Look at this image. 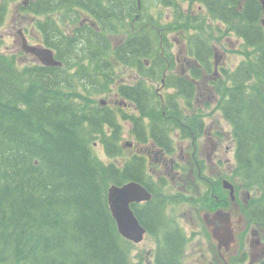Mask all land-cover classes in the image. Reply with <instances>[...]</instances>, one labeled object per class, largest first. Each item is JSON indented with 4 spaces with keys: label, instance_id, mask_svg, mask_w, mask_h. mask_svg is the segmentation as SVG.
Wrapping results in <instances>:
<instances>
[{
    "label": "trees",
    "instance_id": "trees-1",
    "mask_svg": "<svg viewBox=\"0 0 264 264\" xmlns=\"http://www.w3.org/2000/svg\"><path fill=\"white\" fill-rule=\"evenodd\" d=\"M236 1L222 0L218 5H224L222 18L245 38L248 50L234 71L225 70L216 92L218 106L238 142L239 181L259 193L254 217L264 221L263 6L258 0H248L240 10L227 9ZM4 14L5 7L0 10V26ZM121 25L130 29L127 21ZM197 27L212 34L202 22ZM96 42L93 39L91 44L97 49ZM142 46L144 42L132 41L126 49ZM83 50L85 56L86 51L92 55L89 49ZM64 59L66 65H73L71 57ZM87 64L98 65L90 60ZM202 65L207 66L206 62ZM55 68L22 64L17 56L0 53V264H136L130 257L133 244L120 235L110 210L108 187L136 180L157 195L161 188L145 172L144 157L134 154L123 163L119 125L94 103V91L88 87L99 78V86L106 88L108 80L96 70L74 74ZM188 92L184 97H193L195 88ZM177 97L184 98L168 95L164 108L160 102L151 110L140 106L143 112L157 114L152 119L160 122L163 111L180 113V102L172 101ZM104 123L114 127L111 136L102 130ZM98 137L108 162L94 150ZM162 139L171 145L169 137ZM166 206L167 201L154 198L136 205L135 211L151 229L158 224L155 210L162 219ZM169 233L165 236L168 245L183 241L182 237L173 239L181 235L179 230Z\"/></svg>",
    "mask_w": 264,
    "mask_h": 264
},
{
    "label": "flooded vegetation",
    "instance_id": "flooded-vegetation-1",
    "mask_svg": "<svg viewBox=\"0 0 264 264\" xmlns=\"http://www.w3.org/2000/svg\"><path fill=\"white\" fill-rule=\"evenodd\" d=\"M246 1L248 0H237L234 5L226 7L237 11L243 8ZM258 1L264 5V0ZM221 2L222 0H0V10L7 5L1 28L8 24V32L13 36L11 30L16 29L14 43L6 45L5 50L23 60L25 64L56 67L55 69L65 68V73L74 74L98 71L99 77L108 80V86L106 88L99 86L100 80L97 78L94 84L91 85L90 82L88 87L109 89L105 93L109 95L107 100L96 98L98 106L103 107L104 113L114 115L113 120L123 124V130L125 126H129L130 133L136 135L139 141L135 140L131 145L138 147V154L141 152L148 155L156 154V162L164 164V173L171 176L176 171L180 172L178 182L183 183L185 189H188L192 187L191 182L188 181L189 168L181 162L177 152L175 153L174 149L178 145L173 142L171 135L181 137L183 148L189 136L192 139L194 154L199 150V139L203 138L206 143L200 148V152H204V155L208 153L207 162L209 160L220 166L224 161L220 156L225 140L231 142L227 151L236 154L238 150V142L234 138L231 122L224 117L220 107V109L217 107L220 112L218 116L216 115L217 119H208V116H205L196 118L199 119L198 121H190L189 116H181V112L166 114L163 111L159 117L160 122H155L152 116L157 117V114L146 113L147 110L143 112L140 105L147 106L151 110L157 92L161 94L159 98L162 100V106L166 105V96L182 94L184 97L186 92L190 94L188 90L191 88H195L194 97L206 95L213 90L216 92L217 84L224 80L223 73L226 70L223 66L219 69L218 41L222 40L223 33L216 25L226 24L222 18L224 5H218ZM195 5L198 8H195ZM176 15L184 17V20L177 19ZM128 20L131 25L130 32L133 34L129 41L126 37L127 30H123L121 25ZM201 22H204L212 34L197 27ZM262 22L264 24V19ZM149 26L153 27L152 31H155L156 35L151 33ZM24 39L42 50L52 49L55 57L61 60L62 64H42L36 54L25 50ZM93 39L97 40L96 44L99 45L97 49L91 44ZM203 39L204 44H202ZM132 41L144 42V46L134 51L127 50L126 46ZM83 49H89L92 55L86 51L85 56ZM24 53L31 57L25 56ZM141 55L146 56L139 57ZM65 56L72 58L73 65H66ZM88 60L98 65L89 67ZM203 62H206V67L202 65ZM116 63L118 65H115ZM238 65L239 63L237 67ZM143 68L150 70L144 71ZM128 70L133 72L129 77L124 74ZM217 71L218 75L212 79V73ZM143 72L147 75H142ZM111 82L113 84L109 88ZM84 88L79 87L78 90L81 92ZM163 88L169 89L166 95L160 92ZM193 98L177 97L172 98V101L180 102L178 107L180 110L183 103H189L191 100L205 103L210 99V97ZM76 100L81 101V98L76 97ZM214 101L218 99L214 97ZM136 104L143 113L141 117L124 111V108L138 110ZM172 121L179 127L175 129L173 127L170 131ZM165 136L169 137L172 147L169 148L164 143L162 137ZM197 165L199 167V162L196 160ZM147 173L150 175L153 172ZM197 177L206 184L204 194L206 193L209 201L207 205L200 203L201 217H195L193 211H190L192 221L198 224L199 240L202 245L200 251L194 252L191 249L192 232L188 235L178 224L179 219L175 222L174 217L170 219L168 216L169 209L172 214L173 205L182 200L188 201L186 207H198L192 204L193 202L198 205L195 197L191 195L189 199L185 195H180L178 196L180 198H177L176 195H167V193L157 195L152 191L154 194L152 199L167 201V215L161 219L162 225L156 222L151 229L137 215L147 232L142 241H129L133 247H138L149 236L152 242L144 254L136 255L141 258L142 264H163V261L168 264L164 258L168 247L173 251L174 264H264V221L251 214L249 205L241 207L239 204L245 193L238 189L239 185L242 186L241 183L237 184L238 171L236 177L222 180L223 188L219 187L221 172L217 175L206 174L199 167ZM225 179L233 185L234 194H231V188L225 186ZM160 188L161 191H166L164 185ZM219 189L222 193L217 192ZM225 189H228L229 193ZM224 192L226 194H223ZM152 199L134 203L133 208L135 209L136 205H146ZM194 210L197 212L198 208ZM214 224L217 225V232L213 230ZM175 230H179L181 235H175L173 239L182 237L183 241L175 240L168 245L165 241L166 233ZM196 233L197 231L194 230L193 235ZM169 234L172 236L173 233ZM207 244L209 247H206Z\"/></svg>",
    "mask_w": 264,
    "mask_h": 264
},
{
    "label": "rangeland",
    "instance_id": "rangeland-1",
    "mask_svg": "<svg viewBox=\"0 0 264 264\" xmlns=\"http://www.w3.org/2000/svg\"><path fill=\"white\" fill-rule=\"evenodd\" d=\"M115 8H120L118 6H115ZM195 8H198L197 5H195ZM166 12H168V10L166 9ZM163 18V16H162ZM264 18V15H263ZM164 21V20H162ZM14 22V20L11 22V26L12 23ZM7 23V21H6ZM10 26V28H11ZM11 30V29H10ZM14 34L11 35L8 32V24L5 25L3 28L0 29V51H6V45H12L14 43V39H16V35H17V31L15 30H11ZM243 42V39L236 36V35H232L230 38H228V34L224 32V36L222 37V40L218 41V45H219V49H220V57H219V61H220V65H219V69L221 66L224 67V69H234L237 67V64L241 62L242 58H243V54L236 52V51H231L232 49L237 50V48L241 47V44ZM156 46H158L157 44H155ZM25 56L31 57L30 55L24 53ZM29 60V59H28ZM22 62H24L23 60H21ZM184 67V65H183ZM219 71V70H218ZM218 71L216 73H212L213 78L215 79V77L218 75ZM133 72L131 70H128L127 72H124L125 75H127L128 77L130 76V74H132ZM224 76V73H223ZM137 79V77H136ZM112 82L109 85L112 87ZM154 87H156L154 85ZM79 88V87H78ZM109 89H103V88H98V92L96 95V98L98 100H107L109 98L108 94H105L108 92ZM169 91V89L163 88L160 90L161 93H163L164 95L167 94V92ZM161 96V94L159 92L156 93V97L157 99ZM199 98L203 99V98H208L210 97L209 100H207L205 103H201V102H197V101H190L189 103H183L181 105L180 111H181V116H189V120L191 121H198L199 119H196L198 117H205L208 116V119H217V116L220 114V112L217 110V107L219 108V97H218V93L215 92V90H213V92H209L206 95H200L198 96ZM198 97H194V98H198ZM214 97L218 99V101H214ZM193 98V99H194ZM220 109V108H219ZM125 112L128 113H135L138 114L139 112L132 109V108H124ZM221 111V110H220ZM139 115V114H138ZM217 115V116H216ZM141 117V115H139ZM121 120L123 121V119L121 118ZM189 123V122H188ZM225 126L227 127V124L225 123ZM174 127V128H173ZM175 127H179L174 121H172L170 123V128L169 130L171 131V129H175ZM119 138L121 139L120 143L123 145V142H133L136 140L137 142V136L133 135L130 133L129 131V126H125V130H123L122 127L119 128ZM113 132L112 130L108 131V134H111ZM172 134V132L170 133ZM171 137L173 138V142H175V144L177 143L178 147L175 148V153L177 152V155L179 156V158L181 159V162L187 165V168H189L187 174L190 175L188 178V181L191 182L192 187L185 189V186L183 183L178 182V178H179V174L180 172H175L173 173L171 176H168L167 173H164V164L162 163H158L157 158H156V154H145L143 152H141V154H139V156L144 157V159L147 162V165L144 167V169L146 170L145 172H150L152 174H150V176L154 179V181L156 182V185L158 186V184L164 185V188L166 191H160V193H167V195H176L177 198H180L178 196L180 195H185L187 198L190 199V196H194L195 200L198 201V205L196 203H193L194 205L198 206L196 208H198L197 212L196 208L192 207V206H188L186 207V203L188 202L187 200H182L181 202L175 203L173 205V212L171 214V211L169 209L168 212V216L170 219H172L174 217L175 222L176 219H179L178 224L180 226H182L184 228V230L186 231L185 233H187L189 235L190 232H192V240L191 241V249L194 252H199L202 245L200 243V234L198 233V224L193 222L192 217L190 216V211H193V213L196 215L195 217L199 218L201 217V211L202 208L200 207V203L207 205L209 204V201L207 200V196L206 193L204 194L205 188H206V184L204 183V181H202L200 178L197 177V171H199V167L203 170V173L206 174H212V175H217L219 172L222 173V177L219 180V187L223 188L222 186V180L224 178H229L231 179L232 177H236L237 176V165H236V158H235V153L233 151H227V147H230V141L229 140H225V144H224V148L223 151L221 153V158L224 160L221 165L219 166L218 163H213L212 161L207 162V155H204V152H200V148L203 146L205 142V140L203 138H200L198 141V147L199 150L195 151L194 154V147L192 145V139L189 138V136L187 137V140L185 141V147L183 148L182 142H181V137H177L175 134L171 135ZM233 143V142H232ZM93 145L94 146V150L96 152L97 155H99L105 162L109 161V158L106 156L105 151H104V147L101 143V138L98 137L93 141ZM175 146V145H174ZM169 147H172V145H169ZM173 151V149H171ZM138 147L135 146H127L126 148H123V163L126 161L127 158H129L130 156L134 155V154H138ZM174 152L171 153V155H173ZM196 160L199 162V167L198 165L196 166ZM121 161V159L119 158V162ZM159 176L161 178H159ZM166 177V178H164ZM181 177V176H180ZM229 181V180H228ZM236 182V180H235ZM238 183L240 184V181H238ZM237 183V184H238ZM245 185V183L243 184ZM247 186V185H245ZM244 187V186H243ZM242 186H239L238 189L240 190V192L245 193V196L243 197V199H241V193L239 194L240 197V205L241 207L243 206H250V212L251 214L254 216V209L257 208V199L259 197V193L257 192L256 189L254 188H250V187H246L245 189ZM228 193L229 190L225 189ZM221 192L222 191L219 189L217 190V192ZM208 193V191H206ZM223 194H226V192H224ZM231 194H234V189L233 192ZM254 197V198H253ZM172 200V198H170V201ZM155 220L158 221L161 224V217L159 214L158 210H155ZM176 217H175V216ZM162 225V224H161ZM196 230L197 233L195 235H193V231ZM203 241V240H202ZM209 241V240H208ZM204 242V241H203ZM210 243V241H209ZM152 245L151 239L150 237H146V240H144L142 242V244H140V246L138 247H134L133 249V255L136 256L138 254H144L145 250L150 247ZM206 247H209L208 244ZM153 250V249H151ZM189 252L186 253V255H188ZM130 257L131 259L137 260L136 258L132 257V254L130 253ZM165 260H174V254L173 251L168 247L167 252L165 253L164 256ZM136 264H142V262H137ZM145 264V263H144Z\"/></svg>",
    "mask_w": 264,
    "mask_h": 264
},
{
    "label": "water",
    "instance_id": "water-1",
    "mask_svg": "<svg viewBox=\"0 0 264 264\" xmlns=\"http://www.w3.org/2000/svg\"><path fill=\"white\" fill-rule=\"evenodd\" d=\"M24 48L28 52L35 53L45 64H62L60 60L55 58L51 49L42 50L37 46L30 45L25 39ZM225 186L230 187L231 193L233 192V188L229 183L225 182ZM107 195L110 209L117 222L120 234L122 236L124 235L126 238L133 239L136 242L142 241L147 229L139 220V217L135 213L131 204L151 199L153 196L152 192L138 181H129L123 184L112 183L108 187ZM216 223L218 225L217 219ZM212 225L213 224L210 221V226ZM217 225L214 224L213 226L215 232L218 231Z\"/></svg>",
    "mask_w": 264,
    "mask_h": 264
}]
</instances>
